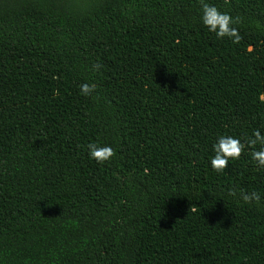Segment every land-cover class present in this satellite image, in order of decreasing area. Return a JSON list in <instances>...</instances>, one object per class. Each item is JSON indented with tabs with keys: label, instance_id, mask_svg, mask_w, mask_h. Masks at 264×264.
I'll return each mask as SVG.
<instances>
[{
	"label": "trees",
	"instance_id": "16d2710c",
	"mask_svg": "<svg viewBox=\"0 0 264 264\" xmlns=\"http://www.w3.org/2000/svg\"><path fill=\"white\" fill-rule=\"evenodd\" d=\"M206 2L239 44L200 0H0V264H264V170L208 163L264 134V0Z\"/></svg>",
	"mask_w": 264,
	"mask_h": 264
},
{
	"label": "clouds",
	"instance_id": "9594fccd",
	"mask_svg": "<svg viewBox=\"0 0 264 264\" xmlns=\"http://www.w3.org/2000/svg\"><path fill=\"white\" fill-rule=\"evenodd\" d=\"M200 25L207 33L215 36L217 40H230L232 44H239L242 36L237 27L239 20L232 17L227 12H222L206 0H200ZM101 68L99 63L92 65V71L96 72ZM96 85L81 83L79 94L89 98L95 93ZM251 149V160L259 170H264V134L258 129L252 132L251 138L246 144L240 138L232 135L221 134L211 145L212 155L209 157V167L217 174L222 173L230 162L240 159L245 147ZM89 160L97 164H105L111 161L115 155V150L110 144L101 141H89L84 146ZM232 194V193H229ZM260 196L255 191L242 194V200L246 204L252 201H259Z\"/></svg>",
	"mask_w": 264,
	"mask_h": 264
}]
</instances>
